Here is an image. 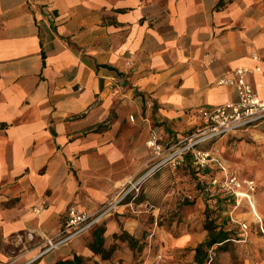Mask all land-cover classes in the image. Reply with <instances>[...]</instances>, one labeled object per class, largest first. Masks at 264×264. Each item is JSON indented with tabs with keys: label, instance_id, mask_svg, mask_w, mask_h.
I'll use <instances>...</instances> for the list:
<instances>
[{
	"label": "crops",
	"instance_id": "obj_1",
	"mask_svg": "<svg viewBox=\"0 0 264 264\" xmlns=\"http://www.w3.org/2000/svg\"><path fill=\"white\" fill-rule=\"evenodd\" d=\"M237 67L264 98V0H0V264L72 254L99 264H186L192 234L178 219L158 224L171 222L166 190H187L184 168H162L136 200L41 250L68 208L94 213L144 173L151 132L173 143L197 129L194 109L235 101V89L216 80L234 78ZM199 147L215 149L239 179L260 177L264 192V122ZM242 194L235 217L248 224L259 197ZM98 225L103 247L113 248L105 260L87 247Z\"/></svg>",
	"mask_w": 264,
	"mask_h": 264
},
{
	"label": "built area",
	"instance_id": "obj_2",
	"mask_svg": "<svg viewBox=\"0 0 264 264\" xmlns=\"http://www.w3.org/2000/svg\"><path fill=\"white\" fill-rule=\"evenodd\" d=\"M251 57L255 61L259 60L255 53ZM247 72H249L247 68L237 67L233 70L234 78H218L216 80L218 85L233 87L236 92V100L218 106L194 109L192 117L198 127L188 136L166 145L157 141L155 134L151 132L145 142L149 151L150 165L146 167L144 173L137 180L129 182L126 189L107 201L94 213L81 212L74 207L68 208L63 226L54 236L44 240L41 254L86 233L102 219L113 213L116 207L122 204V200L127 194H137L141 184L151 174L164 166L173 170L176 169L185 162L188 155L197 168L212 167L217 169L221 179L218 180L217 177H213L210 184L218 186L227 194L234 196L235 199L237 196L243 195L239 192L242 186L246 189L245 197L248 196L247 194H251L255 189V183L252 180L238 179L211 151L200 150L196 147L200 143L264 122V98L260 97L244 81L243 76ZM108 80L111 90L121 92L122 88L115 78L109 77ZM261 80L264 85V75H262ZM149 103L147 104L150 105ZM132 119L130 117V120Z\"/></svg>",
	"mask_w": 264,
	"mask_h": 264
},
{
	"label": "rangeland",
	"instance_id": "obj_3",
	"mask_svg": "<svg viewBox=\"0 0 264 264\" xmlns=\"http://www.w3.org/2000/svg\"><path fill=\"white\" fill-rule=\"evenodd\" d=\"M163 144L167 145L168 143ZM196 147L198 148L199 144ZM198 149L211 151L230 171V168H228L215 149H211L210 147L205 149L199 147ZM147 162L150 163V161ZM162 168L169 169V171L184 168L187 171V190L178 193L174 189H167L165 192V194L168 193L172 200L175 199L173 203L174 207L166 213L171 222L165 220L158 222L160 226H169L173 224L172 221L178 219L177 221L181 222L180 225L182 227L185 226L188 234H192L190 235L192 236L191 239L188 240L190 245L181 251L184 259L187 261L186 264H196L193 259V252H190V250L193 249L195 245L202 242L206 237V232L202 229V225L208 217L206 216L204 205H206V209H209V218L213 219L216 223H224L226 228L237 236L236 239H232L231 241V250L225 254L216 256L215 246L210 248L208 251L209 262L214 260L213 264H264V192L256 191L257 184H259L261 180L259 179L260 177L251 176L254 180L252 181L255 183V189L249 194L253 196L258 193V206L255 208L258 214L256 215L251 212L252 216L250 222L244 224L239 222L235 217L239 212H242L239 210L242 196L239 195L235 199L234 196L227 194L226 191L221 190L218 186L210 184V180L213 177H217L218 180L221 179V175L217 169L212 167L197 168L192 163V159L189 155L186 157L185 162L174 170L164 166L155 171L146 178L143 184H141L139 191L147 180L162 171ZM230 172L233 173L232 171ZM240 180L244 179L242 178ZM239 192L245 193L246 191L244 190L241 192V189H239ZM215 198L220 200L219 205L215 204ZM199 199L200 201H198ZM200 205L203 209L201 211H199ZM247 207L251 211L250 206L248 205ZM191 208L196 209L195 211L193 210V213L190 212L189 214L188 211ZM184 209L187 210V213H184ZM178 222L176 225H179ZM261 228L263 232H261Z\"/></svg>",
	"mask_w": 264,
	"mask_h": 264
},
{
	"label": "trees",
	"instance_id": "obj_4",
	"mask_svg": "<svg viewBox=\"0 0 264 264\" xmlns=\"http://www.w3.org/2000/svg\"><path fill=\"white\" fill-rule=\"evenodd\" d=\"M186 167V166H185ZM190 168V167H189ZM193 173V172H191ZM140 192V191H139ZM139 196V193L133 194L129 193L127 194L124 199L122 200V203L127 202L129 200H136V198ZM220 200L218 198H215V204L219 205ZM205 206V212L206 216H208L205 219V222L202 225V229L206 232L205 239L197 244L192 251L193 259L196 262V264H213L214 260H211L209 262L208 258V251L210 248L215 246L216 256L220 254H225L228 251L231 250V241L232 239H236V235L232 233V231H229L224 223H216L213 219L209 218V209H206ZM92 238L87 243V247L90 251H92L94 254L100 255L101 259L105 260L108 259L112 252L113 248H104L103 247V227L99 226L96 227L94 230H92ZM53 264H99L97 262L88 263L87 260L83 259L81 256L77 254H72L69 258L58 260L54 262Z\"/></svg>",
	"mask_w": 264,
	"mask_h": 264
}]
</instances>
